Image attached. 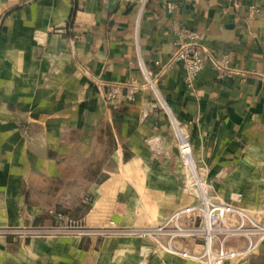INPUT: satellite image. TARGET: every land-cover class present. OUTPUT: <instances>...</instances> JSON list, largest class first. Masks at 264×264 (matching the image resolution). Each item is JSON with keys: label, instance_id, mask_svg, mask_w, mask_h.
Wrapping results in <instances>:
<instances>
[{"label": "crops", "instance_id": "crops-1", "mask_svg": "<svg viewBox=\"0 0 264 264\" xmlns=\"http://www.w3.org/2000/svg\"><path fill=\"white\" fill-rule=\"evenodd\" d=\"M173 26L209 53L194 88L175 66L160 101L145 89L109 109L99 82H142L138 61L164 63ZM163 105L206 198L264 226V0H0V264H197L148 239L8 234L63 219L148 229L196 204ZM227 264H264V242Z\"/></svg>", "mask_w": 264, "mask_h": 264}, {"label": "built area", "instance_id": "built-area-1", "mask_svg": "<svg viewBox=\"0 0 264 264\" xmlns=\"http://www.w3.org/2000/svg\"><path fill=\"white\" fill-rule=\"evenodd\" d=\"M253 12L256 10L253 9ZM176 36L175 49L164 62H154L155 71L148 70L139 60L138 66L142 82H99L105 87L102 94L105 105L116 110L123 103L134 101L138 92L149 89L160 101L157 89L159 79L175 66H180L184 74V82L190 89L209 57L207 50L198 44L194 33L173 26ZM215 67L221 75H230L225 69V61H215ZM164 106V105H163ZM170 120V126L176 139L178 155L184 166L188 168L187 183L196 188L201 197L194 205L179 209L160 224L148 229H122L114 226L104 228H87L81 223L57 217L61 224L50 228L28 227L8 234L38 237L71 236L78 239L137 238L148 239L183 260L197 264H227L239 261L253 254L264 242V226L250 217L243 210L233 205H221L209 201L206 192L209 188L207 172L204 167H197L191 158V147L187 131L178 124L169 110L164 106ZM242 242L237 248L228 243ZM192 243L201 247L199 253L177 250L176 243Z\"/></svg>", "mask_w": 264, "mask_h": 264}]
</instances>
